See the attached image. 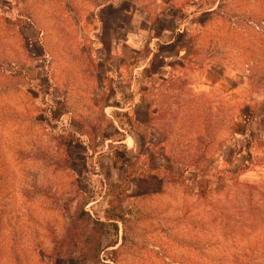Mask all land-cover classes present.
I'll use <instances>...</instances> for the list:
<instances>
[{"label":"rangeland","instance_id":"374dc122","mask_svg":"<svg viewBox=\"0 0 264 264\" xmlns=\"http://www.w3.org/2000/svg\"><path fill=\"white\" fill-rule=\"evenodd\" d=\"M108 2L184 28L181 74L113 59ZM85 213L124 217L102 263ZM84 255L264 264V0H0V264Z\"/></svg>","mask_w":264,"mask_h":264},{"label":"crops","instance_id":"0c3cea01","mask_svg":"<svg viewBox=\"0 0 264 264\" xmlns=\"http://www.w3.org/2000/svg\"><path fill=\"white\" fill-rule=\"evenodd\" d=\"M100 22L106 27L108 22H114L117 24L118 33L125 34V39L116 43V51L111 52L112 58L122 59L126 57L127 60L138 62L141 60V65L135 66L134 74L143 75L146 70L152 69L156 61H160L158 67L152 70L150 76H157L163 74L165 78L168 75L174 73V76L181 74L182 70L186 67V54L189 53V49L184 46L182 42L185 39H189L186 36L184 28L175 30H169L165 28L161 30L160 34H155V27L152 24V12L147 9H140L135 7V4L131 7H125L122 4L118 5L116 2H108L100 6ZM107 13L116 14L114 18H108ZM124 14L130 15L132 21V27L128 29L126 26H122L121 19ZM146 18L148 27L139 26ZM184 34V35H183ZM163 35L169 36L164 40ZM128 53L120 51L122 46ZM173 48L172 54H168L164 48ZM147 48V51L144 49ZM162 61V62H161ZM175 63H178L177 65ZM138 64V63H137Z\"/></svg>","mask_w":264,"mask_h":264},{"label":"trees","instance_id":"16d2710c","mask_svg":"<svg viewBox=\"0 0 264 264\" xmlns=\"http://www.w3.org/2000/svg\"><path fill=\"white\" fill-rule=\"evenodd\" d=\"M117 156H114V159L117 160ZM116 165H118L117 161L115 163ZM128 181L126 180V184L124 185H119L120 188H122L124 190V188L127 186ZM121 192V191H120ZM86 215H88L89 220L91 221V225H92V229H93V234L90 236V241H93L96 244V250L92 249V254L96 255L97 261H99L100 263H102V261L104 260V258H101V245L103 243V237H104V232H105V228L106 227H112L114 229V231L118 234L119 232V223L120 222H124V217L119 216H113V215H106V221H102L100 219H93L92 216L89 213H85ZM117 245V243H108L106 246V249L108 248H114ZM105 251V249L103 250ZM85 252V251H84ZM109 254L116 255L117 254V249H111V251H108ZM91 255H84L82 256V260H83V264H90L92 263V259H91ZM113 262L115 261L114 259H111Z\"/></svg>","mask_w":264,"mask_h":264}]
</instances>
